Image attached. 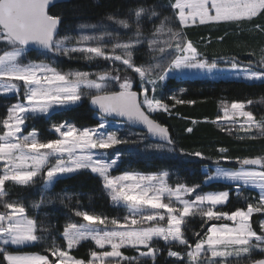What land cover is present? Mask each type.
Here are the masks:
<instances>
[{"label":"snow or ice","instance_id":"obj_1","mask_svg":"<svg viewBox=\"0 0 264 264\" xmlns=\"http://www.w3.org/2000/svg\"><path fill=\"white\" fill-rule=\"evenodd\" d=\"M53 4L54 0H0V96L15 97L0 117V264H147L149 260L156 264L161 251L157 241L168 246L167 257L179 264H264V220L258 230L253 224L254 214H264V156L236 157V167H225L233 158L226 148H219L214 167L204 166L202 183L224 181L229 188L205 192L200 183L171 184L168 171L113 175L121 153L109 158L108 152L118 145H143L145 152L211 159L176 147L168 127L154 115L171 114L175 105L166 103L158 91L172 74L213 76L228 71L245 81L264 83V47L258 59L246 63L235 56L221 58L225 63L221 68L185 33L193 25L247 24L264 35V22H255L264 18V0H155L152 4L135 0L123 16L106 17L116 26L113 30L104 24H81L75 35H61L62 16L50 11ZM145 24L152 25L147 33ZM117 29L127 31L122 35ZM145 46L148 59L138 63L136 54ZM31 48L43 58L26 61ZM50 57L104 61L108 67L64 71ZM85 97L96 110L93 126L52 123L54 138L43 139L38 130L27 129L30 119L50 116ZM168 99L175 104L194 103L175 94ZM252 104V100L221 102L222 115L211 122L228 124L221 130L243 133L240 139L264 137V116L257 118L247 110ZM137 126L141 133L121 135L122 129ZM149 138L158 142L148 143ZM85 171L99 178L111 205L124 214L90 212L77 201L76 206L65 205L71 215L53 235L38 213L29 214V208L38 210L51 203L50 192L58 181ZM14 187L36 189L39 199H11ZM233 188L238 196L245 189L258 195L246 198L245 206L224 211ZM59 198L62 203L71 200L66 195ZM197 216L201 231L189 238L187 225ZM49 239L46 254L22 251ZM86 241L95 246L86 258L71 254ZM125 249L136 255H126ZM256 253L261 258H255Z\"/></svg>","mask_w":264,"mask_h":264},{"label":"trees","instance_id":"obj_2","mask_svg":"<svg viewBox=\"0 0 264 264\" xmlns=\"http://www.w3.org/2000/svg\"><path fill=\"white\" fill-rule=\"evenodd\" d=\"M149 4L155 0H147ZM166 2V0H161ZM135 3V0H65L57 3L50 8L54 14L62 16L61 35L74 34L81 24H105L111 23L106 17L111 13H117L121 16L127 9ZM167 14V13H165ZM264 22V18L259 21ZM151 24H145L147 27ZM188 39L195 45L199 46V50L209 59L224 60L221 58L237 57L241 63H246L249 59H258L259 49L264 47V35L252 30L251 26L244 24L237 26L235 24H210L195 25L185 29ZM219 37H223L220 40ZM202 45V46H201ZM255 50L256 56H249L250 51ZM142 56H138L137 62H143L148 59L144 48ZM30 60H38L41 58L38 51L29 50L27 54ZM71 61V60H70ZM68 62L64 59L56 60L57 67L80 68L83 69L82 63L74 60ZM98 65V61L91 62ZM90 63V64H91ZM87 66L89 64H86ZM108 67L107 64H104ZM99 67V65H98ZM98 67L96 69H98ZM183 90V91H181ZM166 103L175 105L169 113H156L155 118L168 127L170 135L176 143L178 149H184L186 152H202L206 157L211 159L200 160L198 157H189L188 161L180 160L179 152L175 154H155L140 152L139 149L126 150L125 146H121V158L119 164L112 170L113 175H119L124 171H138L142 173H155L159 171H168L170 173L169 182L175 184L179 182H187L189 185L200 183L201 191H220L229 188L226 183L212 182L209 185L202 183L204 179V166L210 168V163L219 156L218 149L226 148L227 155L233 158L232 162H225L227 165H233L236 157L245 156H264V137L257 139H240L243 133L222 131L221 128H227L228 125L220 126L212 123L219 114L221 102L247 101L252 100L253 104L248 106L250 110L260 118L264 116V83H248L241 80H175L168 79L165 87L158 91ZM175 94L178 98L185 101H194V103L175 104L168 97ZM15 102V97H0V117L6 114V108ZM68 121L77 126L89 127L97 122V114L93 112L87 101L79 105L65 110H58L50 116L37 119H31L27 122V129L33 128L38 130L41 138H54L49 132L52 123ZM195 121V123H193ZM192 131L188 132L187 129ZM148 143H153L147 141ZM11 199L17 197L23 198L25 202L38 200L39 196L36 189H24L14 187L10 189ZM71 197V200L65 199L62 203L60 196ZM247 195L256 197L254 192L243 190L238 196L232 189L230 202L223 206L224 211L235 210L237 207L245 206ZM51 203H46L38 210L29 208V214L36 215L39 219L49 226L53 235L62 230L66 217L71 215L69 208L65 205L79 206L90 212L103 213L104 215L122 216L123 209L114 208L107 195L105 194L100 180L90 172L77 173L68 178L58 181L51 189ZM264 214L256 213L253 215L254 228L259 229V221ZM74 220L79 218L72 217ZM201 220L197 217L191 218L187 225V235L192 238L194 231H201ZM47 235V234H46ZM50 239L46 242L39 243L35 246L22 249L24 252H33L46 254L45 248L50 243ZM161 249L157 256L156 264H175L178 263L172 258H167L168 246L158 243ZM95 246L90 242H82L81 245L73 249L71 254L77 258H86L89 250ZM173 250L182 251L179 246H173ZM125 254L129 256L135 255L130 249H125ZM255 258H261L260 254ZM147 264H152L149 260Z\"/></svg>","mask_w":264,"mask_h":264},{"label":"rangeland","instance_id":"obj_3","mask_svg":"<svg viewBox=\"0 0 264 264\" xmlns=\"http://www.w3.org/2000/svg\"><path fill=\"white\" fill-rule=\"evenodd\" d=\"M97 25H100V24H97ZM105 26H107L108 27V30H113L114 28H116V26L115 25H112L111 23H105L104 24ZM193 26H195V25H193ZM151 29V26L150 27H147V29H146V33L149 31ZM78 30V29H77ZM77 30H75L74 31V34H72V35H75L76 34V32H77ZM118 31H120L121 32V34L123 35L124 33H126V31L127 30H123V29H117ZM130 34V33H129ZM197 46V45H196ZM202 46V45H201ZM198 48H199V46H197ZM144 50H145V52H146V46H145V48H144ZM142 51L141 52H138L137 53V55L138 56H142ZM148 57V56H147ZM43 57H41L40 59H42ZM51 58V57H50ZM26 61L27 60H30L29 58H28V56H26ZM51 59H53L54 61H55V63H56V60H60V59H64V60H66V61H68V62H74L73 61V59H71V61H70V59H67V58H65V57H54V58H51ZM74 60H77L78 62H80V63H82V64H84L83 65V69H80V68H66V69H63L64 71H68V70H87V71H97V70H99V69H103V68H106L105 66H104V64H106V62H104V61H98V65H99V67H98V65H96V63L95 64H90L89 62H87V61H84V60H82V59H74ZM218 63L220 64V66H221V68H224L225 67V63H224V60H218ZM57 64V63H56ZM86 64H89L88 66L86 65ZM98 67V69H96ZM168 79H175V80H192V79H206V80H241V81H244V82H248V81H245V80H243L242 78H237L234 74H232V73H230V72H228V71H221V72H219V73H217V74H215V75H213V76H208V75H206V74H200V73H190V74H185V75H177V74H172V75H170L169 76V78ZM167 79V80H168ZM166 80V81H167ZM165 81V82H166ZM248 83H252V82H248ZM255 83H258V82H255ZM0 97H5V96H0ZM11 97H13V96H11ZM8 98V97H7ZM84 101H87L88 102V99L85 97V98H83L82 99V101L80 102V103H82V102H84ZM80 103H78L77 105H79ZM77 105H72V106H70L69 108H71V107H75V106H77ZM221 107V106H220ZM219 114L220 115H222V112H221V108H220V110H219ZM40 117H43V118H46V117H48V116H38V117H35V118H33V119H37V118H40ZM31 120V119H30ZM217 124H219L221 127L222 126H225V125H228V124H221V123H217ZM229 126V125H228ZM49 132L50 133H52L53 134V136H54V133L53 132H51L50 131V129H49ZM131 132H135V133H140V132H138V131H135V130H133V129H131V128H129V127H126V128H124V129H122L121 130V135H128L129 133H131ZM132 138H135V137H132ZM121 146H124V145H118V146H116V148H114V149H109L108 150V152H109V154H110V156H109V158H112V157H114L115 155H116V153L117 152H119L120 150H121ZM125 148H126V150H133V149H139V151L140 152H145V151H143V145H138V146H134V145H128V147H126L125 146ZM120 153V152H119ZM146 153H151V152H146ZM155 154H159V155H162V154H160V153H155ZM179 159L180 160H184V161H188V159H189V157H184V156H181L180 155V157H179ZM223 166H225V167H236L237 165L234 163L233 165H227V163L225 164H223ZM211 167H214V165H213V163H210V168ZM214 182H220V183H226V184H228L227 182H224V181H214ZM229 185V184H228ZM233 190H234V192H235V189L233 188ZM251 192H254L255 194H256V196L258 195V193L256 192V191H254V190H250ZM235 194H236V192H235ZM247 198H252L250 195H247ZM197 218H199L198 216H197ZM200 219V218H199ZM261 220H264V217L261 219ZM260 220V221H261ZM259 221V222H260ZM91 242V241H90ZM162 243V244H164L165 245V243L163 242V241H157L156 242V247L157 246H159L158 245V243ZM92 243V242H91ZM93 244V243H92ZM94 245V244H93ZM131 250V249H130ZM134 251V250H133ZM257 254H259V253H256L255 255H257ZM135 255H136V253H135ZM167 257V256H166ZM167 258H169V257H167ZM172 259H174L175 260V258H172ZM175 264H179V262L178 263H175Z\"/></svg>","mask_w":264,"mask_h":264},{"label":"water","instance_id":"obj_4","mask_svg":"<svg viewBox=\"0 0 264 264\" xmlns=\"http://www.w3.org/2000/svg\"><path fill=\"white\" fill-rule=\"evenodd\" d=\"M63 1H65V0H54V4L52 5V6H54L55 4H57V3H60V2H63ZM51 6V7H52ZM50 7V8H51ZM30 50H33V51H38L37 49H35V48H31ZM39 52V51H38ZM87 104H88V106H89V108L93 111V112H95L96 113V110L93 108V106L92 105H90V103H89V101L87 102ZM131 129H133V130H135V131H138V132H142V128H140L139 126H137V127H130ZM149 140L150 141H152V142H158V141H156L154 138H149Z\"/></svg>","mask_w":264,"mask_h":264}]
</instances>
